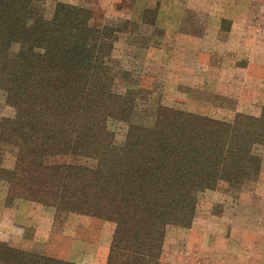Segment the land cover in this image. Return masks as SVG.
Masks as SVG:
<instances>
[{
	"label": "trees",
	"instance_id": "trees-1",
	"mask_svg": "<svg viewBox=\"0 0 264 264\" xmlns=\"http://www.w3.org/2000/svg\"><path fill=\"white\" fill-rule=\"evenodd\" d=\"M55 2L46 14L36 0H0V93L13 110L0 141L18 150L8 194L112 224L106 264H160L167 228L192 225L199 192L260 171L264 110L226 121L159 107L152 125L134 123L111 60L122 31ZM111 121L128 127L121 144ZM62 156L96 165L51 162ZM0 264L77 263L0 244Z\"/></svg>",
	"mask_w": 264,
	"mask_h": 264
},
{
	"label": "rangeland",
	"instance_id": "rangeland-1",
	"mask_svg": "<svg viewBox=\"0 0 264 264\" xmlns=\"http://www.w3.org/2000/svg\"><path fill=\"white\" fill-rule=\"evenodd\" d=\"M46 14L55 0H36ZM119 28L112 55L116 90L135 100L134 123L159 107L219 120L264 110V0H57ZM13 110L0 93V120ZM116 142L128 127L111 121ZM17 148L0 141V244L77 264H106L114 227L97 218L12 199ZM53 163L96 161L69 156ZM190 227L169 226L160 264H264V156L242 185L197 194Z\"/></svg>",
	"mask_w": 264,
	"mask_h": 264
}]
</instances>
